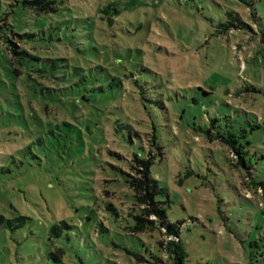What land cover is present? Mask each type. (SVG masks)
I'll list each match as a JSON object with an SVG mask.
<instances>
[{"label":"rangeland","instance_id":"1","mask_svg":"<svg viewBox=\"0 0 264 264\" xmlns=\"http://www.w3.org/2000/svg\"><path fill=\"white\" fill-rule=\"evenodd\" d=\"M11 2L0 0V18L11 12L18 26L35 27V17L19 6L12 12ZM63 7L51 18L61 23L39 26L26 47L43 58L65 55L90 77L109 72L98 83L116 76L123 86L94 91L87 109L78 87L56 73L49 79L59 83L42 85L43 59L17 73L0 43V214L27 216L14 231L0 226V264H150L162 238L168 253L165 231L129 230L140 212L122 172L135 153L149 155L155 126L164 154L152 175L166 188L158 198L169 200L170 222H184L182 264H264V189L257 194L246 179L250 170L264 182V0H66ZM108 7L113 14L100 12ZM233 11L253 30H223ZM83 17L97 22L91 45L66 35ZM84 123L92 131H79ZM209 130L236 134L246 166ZM63 222L71 226L56 236L52 228Z\"/></svg>","mask_w":264,"mask_h":264},{"label":"trees","instance_id":"2","mask_svg":"<svg viewBox=\"0 0 264 264\" xmlns=\"http://www.w3.org/2000/svg\"><path fill=\"white\" fill-rule=\"evenodd\" d=\"M17 2H11L10 6L13 8L12 12H15L14 6H19L26 12H30L32 16L35 17L34 24L35 27L28 30V25L26 27L18 26L15 22H13L10 18L11 12L4 13L5 15L0 18V43H3L5 50L10 58V62L13 65H16L17 73H20L21 70L19 66H24L27 62H31L32 59H37L41 61L43 59L44 65L39 64V72L41 73L40 77L43 79L42 85L45 84L50 76L48 73L50 71L56 73L57 75L55 78L57 79H65L70 85L68 84L69 88L76 86L80 92L79 97L81 104L86 106L87 109H90L91 106L95 104L94 97L91 95L96 90H100V92H104L106 90L113 89L115 86H123V81L120 78L117 79L116 76H113L110 80L109 84L105 86L103 83H98L99 76H106L110 78L109 72H104L101 74L99 72L97 75L90 77L88 69L83 68L82 66L76 65L72 66L69 64V58L65 55L58 54L56 58H43V56L33 55L31 53V49L27 48L25 44H28L29 39H36L41 34V27L43 25H50L59 24L61 23L60 19H52L54 14L61 13V10L64 8L63 5L65 4L66 0H16ZM113 10V8H112ZM10 11V10H9ZM100 12H105L107 14H113L114 12L110 11L108 7L106 10L102 9ZM228 15L230 16V20L227 21L224 25L223 30H233V29H243V28H250L253 30V27L246 22L239 13L236 11L229 12ZM99 18H104L103 16L99 15ZM105 19V18H104ZM55 20L56 22H54ZM78 26L74 25V27H69L66 35L73 38L72 43L74 41L78 44L91 45L92 43H96L95 41L96 36L94 34V29L97 26V22L90 21L88 22L84 17L78 20ZM58 27V26H57ZM53 28V27H52ZM54 29H56L54 27ZM58 30V29H57ZM59 32V31H58ZM264 35V34H263ZM53 37V36H52ZM45 37L41 36L40 39ZM57 39L61 40V35L58 34L56 36ZM37 41V40H36ZM83 41V42H81ZM96 49V47L93 46ZM59 61L60 63L58 64ZM19 65V66H18ZM53 67L55 69H53ZM23 68V67H22ZM105 70V69H104ZM60 73V75L58 74ZM127 77V76H126ZM92 78V83L90 86L87 85L89 79ZM41 79V80H42ZM53 80L54 84L59 83L58 80ZM63 79V80H64ZM58 86V85H57ZM54 89H59L54 87ZM76 89V88H75ZM63 102L62 99H60ZM82 106V107H83ZM49 111V110H48ZM90 118V117H89ZM85 120V117H83ZM80 120V122H83ZM89 120V119H88ZM65 124L71 126L73 125L72 122L68 120L63 121ZM79 131L82 133H89L92 131L90 128L87 130L85 128V123L80 126ZM51 134L53 137H57L58 134L56 131L51 130ZM219 134L213 133L211 130L208 131V135L211 139L219 138L222 142L227 143L231 146V156L233 159H238L237 164H245V157L244 152L242 150V144L237 139L236 134L228 132V134H224L222 132H218ZM40 143H42L41 139L39 138ZM150 144V152L147 156H141L137 153L134 154L133 158L130 160V168L127 171H122L125 175L126 183L133 189V207L138 208L139 212L135 216V225L130 228L131 232H155L159 230L162 237L163 234L166 233L172 238L168 240L166 249L168 253H165L163 249V238L160 240V247L162 248V254L158 255L154 252L151 254V260L149 261L150 264H182L184 263V257L186 256V252L182 246V238H181V229L184 225L183 221H178L176 223L170 222L168 218V209L166 207V203L169 200H165L159 195L164 196L166 194V188L160 185L159 180H157L152 175V165L155 163L158 154L162 155L163 157V147L160 145L157 135V129L153 131L152 138L149 141ZM31 147V145H28ZM40 156V155H39ZM236 164V165H237ZM246 175V179H249V186L253 187L255 192L259 194V189H264V182L256 181L255 178L252 176V172L248 170ZM192 174L191 171L187 172V175ZM252 185V186H251ZM264 195V194H262ZM108 208L111 210L116 211L114 204H109ZM138 212V211H137ZM117 213V212H116ZM155 216L156 218H152ZM89 218V216H87ZM27 219L25 215H18L15 217H7L4 214H0V226H6L11 228L13 231L23 226ZM63 225V226H62ZM71 225L67 222H63L60 225H55L52 228V231L55 233L56 236H60L63 227H70ZM103 229H107L103 226ZM163 231H165L163 233ZM183 250V253H182ZM61 253V252H60ZM62 254V253H61ZM51 256L57 258L56 253H51ZM138 261H145L146 258L142 256H138Z\"/></svg>","mask_w":264,"mask_h":264},{"label":"water","instance_id":"3","mask_svg":"<svg viewBox=\"0 0 264 264\" xmlns=\"http://www.w3.org/2000/svg\"><path fill=\"white\" fill-rule=\"evenodd\" d=\"M110 24H111V21L109 20Z\"/></svg>","mask_w":264,"mask_h":264}]
</instances>
